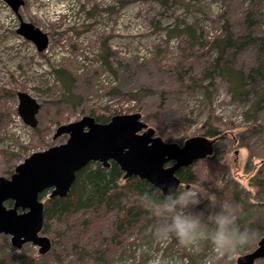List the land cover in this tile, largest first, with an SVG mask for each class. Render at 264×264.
Returning <instances> with one entry per match:
<instances>
[{"label":"rangeland","instance_id":"374dc122","mask_svg":"<svg viewBox=\"0 0 264 264\" xmlns=\"http://www.w3.org/2000/svg\"><path fill=\"white\" fill-rule=\"evenodd\" d=\"M24 1L16 15L0 0V177L9 178L31 153L64 143L67 135L53 139L56 128L85 115L139 113L163 141L215 140L211 156L180 172V191L199 198L188 210L202 220L190 246L173 234L156 235L161 217L152 211L117 230L125 202L114 200L94 213L44 221L41 235L51 241L44 255L31 244L14 249L0 233V264H150L157 256L166 264H236L253 251L264 233V102L256 110L254 93L264 83L252 72L264 71V0ZM19 18L48 35L45 50L16 33ZM226 28L232 38H256L223 50L228 67L243 75V101L232 97L220 74L224 63L216 61ZM104 44L109 65L101 58ZM57 70L69 73L70 96ZM17 92L40 104L35 128L19 117ZM226 204L256 238L235 253H215L206 236Z\"/></svg>","mask_w":264,"mask_h":264},{"label":"water","instance_id":"95a60500","mask_svg":"<svg viewBox=\"0 0 264 264\" xmlns=\"http://www.w3.org/2000/svg\"><path fill=\"white\" fill-rule=\"evenodd\" d=\"M18 15L24 0H3ZM16 33L31 41L37 51L46 49L48 35L32 23L19 18ZM17 113L35 128L40 104L25 92H17ZM67 135L64 143L31 153L18 164L9 178L0 177V233L10 237L14 249L25 244L38 247L40 255L51 248L48 237L41 235L44 204L40 195L63 198L75 175L91 162L108 167L114 162L123 178L137 177L155 187L162 196L175 193L181 185L176 172L213 153L214 138L186 139L182 144L163 141L154 129L141 120L139 113L117 114L106 123L85 115L59 125L53 139ZM171 163V164H170ZM11 202L6 206V202ZM264 258V233L256 248L237 258L236 264H253Z\"/></svg>","mask_w":264,"mask_h":264},{"label":"trees","instance_id":"16d2710c","mask_svg":"<svg viewBox=\"0 0 264 264\" xmlns=\"http://www.w3.org/2000/svg\"><path fill=\"white\" fill-rule=\"evenodd\" d=\"M225 32L226 35L224 39L216 43L217 49L219 50L216 61L219 62V60H222L224 63V66L220 67V74L228 78L232 89V97L237 98L239 101H243L247 95V92L244 90L243 75L240 71H233L228 67L226 60L222 58L223 50L227 46H232L238 50L243 45L254 42L256 38L253 36L232 38L228 28L225 29ZM260 40L264 43V37H261ZM109 56L110 52L107 45L104 44L101 58L105 65L110 64L108 62ZM217 62L215 63V69L218 67ZM252 72L260 77L264 83V71L255 69L252 70ZM56 74L59 82L65 87L66 93L70 96L71 77L69 73L63 70H57ZM254 93L258 95L255 103V109L258 110L261 109L260 104L264 102V86L254 91ZM247 114L248 116H254V114H250L249 111ZM91 116L99 123H106L110 119V117H104L103 115L91 114ZM207 135L214 136L211 133H207ZM181 143L182 140H179L178 144ZM182 169L184 168L176 172L179 178ZM48 192L49 191L43 192L40 195V199L44 198ZM175 194L178 195L177 192H175ZM114 200L119 204L120 200H124L125 202L124 205L120 206L122 214L117 221V230H120L129 221L131 216L134 217L141 213L147 214L151 212V210L144 206L145 204L149 201L160 204L163 202L164 196H162L160 191L144 180H140L137 177L123 178V173L112 161L109 163L108 167H104L97 162H91L76 173L74 182L65 197H48L43 201L44 221L49 220L55 215L59 218H65L80 210L92 211L94 213V211L98 210L100 207L108 206L110 202ZM5 204L10 206L11 202L8 201ZM44 230L43 222L41 231Z\"/></svg>","mask_w":264,"mask_h":264},{"label":"clouds","instance_id":"9594fccd","mask_svg":"<svg viewBox=\"0 0 264 264\" xmlns=\"http://www.w3.org/2000/svg\"><path fill=\"white\" fill-rule=\"evenodd\" d=\"M179 191V195L168 193L160 204L149 201L144 206L155 215L161 217V222L155 227V233L162 239L173 234L182 246H190L201 232V216L188 210L199 203L197 194L193 191ZM237 208L226 204L220 211L214 213L215 229L207 234L212 247L217 253H235L239 245L247 244L256 238V233L237 224ZM150 264H166L159 256Z\"/></svg>","mask_w":264,"mask_h":264},{"label":"built area","instance_id":"2783aa9c","mask_svg":"<svg viewBox=\"0 0 264 264\" xmlns=\"http://www.w3.org/2000/svg\"><path fill=\"white\" fill-rule=\"evenodd\" d=\"M212 251H213V252H215V253H217V252L215 251V249H214V248L212 249Z\"/></svg>","mask_w":264,"mask_h":264},{"label":"flooded vegetation","instance_id":"af4514ba","mask_svg":"<svg viewBox=\"0 0 264 264\" xmlns=\"http://www.w3.org/2000/svg\"><path fill=\"white\" fill-rule=\"evenodd\" d=\"M25 2V1H24ZM213 139V138H212ZM171 164V163H170ZM177 174V173H176Z\"/></svg>","mask_w":264,"mask_h":264}]
</instances>
